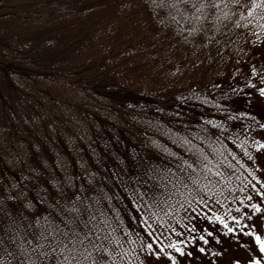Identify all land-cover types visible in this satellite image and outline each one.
Instances as JSON below:
<instances>
[{"label":"trees","instance_id":"1","mask_svg":"<svg viewBox=\"0 0 264 264\" xmlns=\"http://www.w3.org/2000/svg\"><path fill=\"white\" fill-rule=\"evenodd\" d=\"M263 98L264 0H0V120L13 140L0 147V264H29L18 245L77 197L120 225L113 264L172 257L192 216L264 203ZM180 136L211 170L174 146ZM151 165L180 190L134 196Z\"/></svg>","mask_w":264,"mask_h":264},{"label":"snow or ice","instance_id":"2","mask_svg":"<svg viewBox=\"0 0 264 264\" xmlns=\"http://www.w3.org/2000/svg\"><path fill=\"white\" fill-rule=\"evenodd\" d=\"M183 166H186L185 172L191 167L187 160L183 161ZM183 179L192 180V177L185 175ZM136 183L141 190H134L133 195L142 202L146 198L155 203L157 197L163 199L165 193L173 189L179 191L183 180L171 168L151 165ZM98 205L99 201L88 204L87 198L81 200L77 197L72 207L62 210L58 220H45L39 235L35 236L37 243L22 240L18 245L25 250L29 264H39L40 261L45 264H113L118 258L116 246L120 241L115 232L120 225L113 227L112 217ZM31 257L36 260L32 261Z\"/></svg>","mask_w":264,"mask_h":264},{"label":"rangeland","instance_id":"3","mask_svg":"<svg viewBox=\"0 0 264 264\" xmlns=\"http://www.w3.org/2000/svg\"><path fill=\"white\" fill-rule=\"evenodd\" d=\"M197 36L196 38H198ZM192 39L191 52L201 51L196 44L200 43L197 39ZM221 45L222 42H221ZM217 46L216 49H219ZM207 47H204V51ZM217 50H208L207 52H215ZM202 52V51H201ZM220 56L218 60H220ZM115 76H119L114 71ZM109 74H107L108 76ZM264 99V98H263ZM260 112L262 114L263 130H264V100L261 102ZM147 126L149 124L147 123ZM10 133L2 126L0 120V147L2 150L8 149L12 143ZM184 136H180L174 142V146L182 150H186L188 157L192 156L195 161L202 162L201 166H207L206 157L203 153L200 154L192 146L188 145ZM21 150L25 148L19 145ZM201 150V149H200ZM11 152V151H9ZM6 154V152L4 151ZM12 162V159H10ZM189 164L190 159L188 160ZM260 166L261 172L264 175V150L257 151V166ZM192 166V165H191ZM211 170L210 167L207 166ZM264 188V183L262 184ZM261 188V189H263ZM223 188L218 186L215 182H210L209 185L204 184V192L213 199H217L220 191ZM235 192L233 191V194ZM220 200V197L218 198ZM220 208V204H218ZM228 216L223 219L213 216L209 211L205 213L204 219L198 221L197 217H191L196 223L191 226L193 231L187 235L188 243H182L179 247V252H174L171 259L163 253H152L160 255L162 258L154 261L152 264H264V203L262 198L259 197L254 201H250L249 205L245 203V207L236 210L233 206H229ZM224 210V209H223ZM218 212V210L216 209ZM235 217L239 220H235ZM201 223L202 227H199ZM182 250H185L182 252Z\"/></svg>","mask_w":264,"mask_h":264}]
</instances>
